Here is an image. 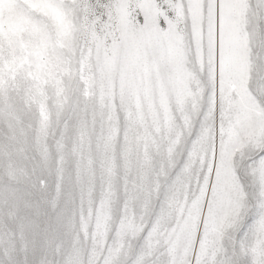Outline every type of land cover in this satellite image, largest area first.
I'll return each mask as SVG.
<instances>
[{
  "label": "rangeland",
  "instance_id": "374dc122",
  "mask_svg": "<svg viewBox=\"0 0 264 264\" xmlns=\"http://www.w3.org/2000/svg\"><path fill=\"white\" fill-rule=\"evenodd\" d=\"M264 0H0V264H264Z\"/></svg>",
  "mask_w": 264,
  "mask_h": 264
},
{
  "label": "snow or ice",
  "instance_id": "6c2138e0",
  "mask_svg": "<svg viewBox=\"0 0 264 264\" xmlns=\"http://www.w3.org/2000/svg\"><path fill=\"white\" fill-rule=\"evenodd\" d=\"M262 159H264V157H262Z\"/></svg>",
  "mask_w": 264,
  "mask_h": 264
}]
</instances>
